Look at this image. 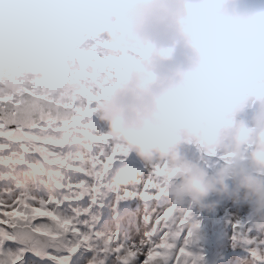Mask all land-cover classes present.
<instances>
[{"label":"clouds","instance_id":"9594fccd","mask_svg":"<svg viewBox=\"0 0 264 264\" xmlns=\"http://www.w3.org/2000/svg\"><path fill=\"white\" fill-rule=\"evenodd\" d=\"M84 37L118 71L96 119L167 165V198L209 213L227 199L264 221V0H0V92L39 81L67 98L88 70Z\"/></svg>","mask_w":264,"mask_h":264},{"label":"snow or ice","instance_id":"6c2138e0","mask_svg":"<svg viewBox=\"0 0 264 264\" xmlns=\"http://www.w3.org/2000/svg\"><path fill=\"white\" fill-rule=\"evenodd\" d=\"M107 48L102 40L83 38L76 57L88 70L67 98L49 94L39 81L16 95L0 92V264H197L203 259L192 249L196 210L165 195V182L174 174L166 164L147 166L129 155L96 119V104L118 75L109 66ZM260 90L264 98V84ZM132 201L143 202V219L150 225L139 243L133 242L139 213L120 207ZM106 205L112 209L107 217ZM49 207L53 210H44ZM37 216L52 223L33 224ZM229 222L234 238L254 246V255L264 249V241L250 236L264 221L249 216Z\"/></svg>","mask_w":264,"mask_h":264},{"label":"rangeland","instance_id":"374dc122","mask_svg":"<svg viewBox=\"0 0 264 264\" xmlns=\"http://www.w3.org/2000/svg\"><path fill=\"white\" fill-rule=\"evenodd\" d=\"M122 209H127V208H122ZM121 215H123V213Z\"/></svg>","mask_w":264,"mask_h":264}]
</instances>
